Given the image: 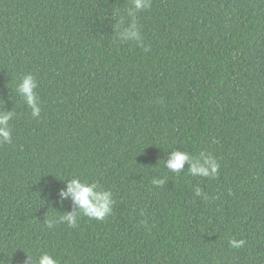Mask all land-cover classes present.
I'll use <instances>...</instances> for the list:
<instances>
[{"label":"trees","instance_id":"trees-1","mask_svg":"<svg viewBox=\"0 0 264 264\" xmlns=\"http://www.w3.org/2000/svg\"><path fill=\"white\" fill-rule=\"evenodd\" d=\"M130 7L0 0V112L15 113L0 144V261L264 264V0H151L137 17L147 52L115 39ZM27 73L39 118L16 92ZM176 149L211 153L219 175L170 173ZM74 177L113 192L111 216L59 222Z\"/></svg>","mask_w":264,"mask_h":264},{"label":"clouds","instance_id":"clouds-1","mask_svg":"<svg viewBox=\"0 0 264 264\" xmlns=\"http://www.w3.org/2000/svg\"><path fill=\"white\" fill-rule=\"evenodd\" d=\"M151 7V0H131V7L126 10V18L120 15L114 25L115 39L121 43H138L147 52L150 49L144 46L141 28L138 25V14ZM38 80L32 73L24 75L17 87L16 92L23 103L31 110L33 118H39L42 107L37 95ZM15 113L13 110L0 112V144H11L13 139V129L11 121ZM188 165L187 173L193 177L215 178L220 172V163L214 155L208 152H200L193 155L187 151L173 150L168 153L164 161V167L177 176L185 172V165ZM167 182V177H153L151 183L156 187H163ZM194 195L203 199H208L207 193L197 185ZM61 204L65 200H71L72 210L59 216L60 223H66L70 228L78 227L81 216L90 220L103 221L112 215L115 204L114 194L110 189L102 187L98 182L82 181L79 177L67 180L66 189L59 191ZM55 218L46 220L49 228L54 226ZM246 241L243 239H232L229 241L231 247L240 249L244 247ZM3 264V261H0ZM24 264H60V260L49 252H41L37 259L27 254Z\"/></svg>","mask_w":264,"mask_h":264}]
</instances>
